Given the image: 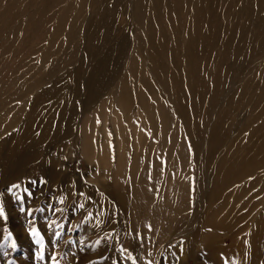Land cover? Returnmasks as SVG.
<instances>
[{
  "label": "rangeland",
  "instance_id": "obj_1",
  "mask_svg": "<svg viewBox=\"0 0 264 264\" xmlns=\"http://www.w3.org/2000/svg\"><path fill=\"white\" fill-rule=\"evenodd\" d=\"M137 3L0 0V264H264V0Z\"/></svg>",
  "mask_w": 264,
  "mask_h": 264
},
{
  "label": "bare ground",
  "instance_id": "obj_2",
  "mask_svg": "<svg viewBox=\"0 0 264 264\" xmlns=\"http://www.w3.org/2000/svg\"><path fill=\"white\" fill-rule=\"evenodd\" d=\"M211 2V1H210ZM138 5L141 4V0H138ZM158 6V5H157ZM209 6V5H208ZM211 7V6H209ZM158 9V8H157ZM100 64L97 65V67H99ZM84 153L88 156V154H91V147L88 146V144H86L85 146V149H84ZM31 157H34V155H30L29 157H27V161H30ZM48 173V171H47ZM49 178H50V183L53 182L54 179H56V173L54 172H50L49 174ZM49 183V184H50ZM65 188V189H64ZM62 188V192L65 193V197L69 200V201H78L79 199L78 198V193H79V190H77L76 192H74L73 190H71L70 188L68 187H64ZM58 190H61V188H59ZM57 196L54 197V199H56Z\"/></svg>",
  "mask_w": 264,
  "mask_h": 264
},
{
  "label": "snow or ice",
  "instance_id": "obj_3",
  "mask_svg": "<svg viewBox=\"0 0 264 264\" xmlns=\"http://www.w3.org/2000/svg\"><path fill=\"white\" fill-rule=\"evenodd\" d=\"M33 183H35V182L33 181ZM42 183H46V182H45V181H42ZM19 187H20L19 184H13V185L8 189V191L11 192L12 189H18ZM25 191H27V189H25ZM14 195H15V193H14ZM28 195L31 196V193L29 192ZM21 210L23 211V208H22ZM29 214H31V213H29ZM0 218H2V219L5 220V221H6V219H7L6 214H5V211H4V207H3L2 204H0ZM29 223H31V221H29ZM31 234H32L34 237H38V236H39V233L37 232V230H36L35 228H32V230H31ZM57 235H59V233H57ZM10 236H11V233H8L7 235L4 236V240H8ZM37 242L39 243L40 241L37 240ZM11 246H12L13 248L16 247V244H15L14 241L12 242ZM0 247H3V245L0 244ZM181 251H183L182 248H181ZM221 256H222V258L225 260V264H228V260H227V258H224V257H223V254H221ZM41 258H42V257H41ZM149 264H151V261H149Z\"/></svg>",
  "mask_w": 264,
  "mask_h": 264
}]
</instances>
